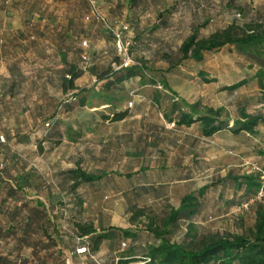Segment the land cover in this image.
Here are the masks:
<instances>
[{
    "label": "crops",
    "instance_id": "crops-1",
    "mask_svg": "<svg viewBox=\"0 0 264 264\" xmlns=\"http://www.w3.org/2000/svg\"><path fill=\"white\" fill-rule=\"evenodd\" d=\"M4 1L0 0V117L9 115L10 111L22 114L31 110L29 104L22 105L18 110V101L35 100L36 102L32 106L40 112L41 110L45 112L47 106L43 101L48 99V83L54 80L53 85L57 92L64 96L63 83L70 67H74L78 71L86 67V70L75 81L78 95L82 94V90L90 83L96 85V91L100 92V89L106 95L107 92L119 90L125 91L127 94L129 85L138 84L143 85L137 89L138 91L150 88L155 90L154 94L152 93V99L143 97L141 94L136 95L133 102H130L134 106L129 111L128 118L123 122L78 125V128L75 126L72 130L73 139H70L73 148L70 159L75 167L55 175L56 182L53 181L52 185L49 182L50 178H46L45 175L28 171L29 165L26 170L33 175H39L41 183L46 182V186L42 184L40 189L33 188L35 185L32 184V188L26 190L29 200L42 202L48 210L51 208L57 212L65 211L69 213L67 215L73 222L94 223L98 228L96 235H110L112 234L111 230L119 228L139 234L135 240L124 238L119 234L112 235L100 244L94 253L96 260H93L88 255L77 254V250L92 243V239L78 238L72 231L74 226L72 222H67L65 219L59 221L58 227L61 236L59 237V246L55 251L58 254L62 250L68 264H119L122 261L125 263L130 260L134 261L132 264H143L139 261L145 257L148 248L158 243L147 233L139 231L137 225L131 223L132 215L130 213L133 209L148 208H152L156 212H169V208H179L181 200L186 195L206 186L198 188L196 185L198 179L203 175H197L195 171L197 168L194 169V163L198 160V155L194 153L192 146L194 139L190 137L186 141L188 143L185 144L187 151L184 158L176 154L179 142L175 137L168 136L166 141L167 132L164 131V128L168 130L167 125L158 127L156 124V85L152 84V81L149 85L142 77H136L118 82L120 76L118 74L113 75L114 77L106 76L104 80H101L96 71L95 73L87 71L86 65L91 59V67L97 70L98 66L104 64L103 59L110 67L113 58L116 57L114 39L100 37L91 25L93 22L86 21V18L91 15L87 0H60L61 2H57V4H61V6L57 7L54 13L45 12L49 9L44 3L47 2L46 0L40 2L39 9H36V0H12L11 7H6ZM54 1L50 0L49 4L51 5ZM189 1L191 5L195 3L202 6L200 0ZM78 5L81 6L80 14L77 11ZM52 8L54 7L52 6ZM195 10L193 9V11ZM198 12L199 18L190 19L189 28L203 23V16L200 13L202 10L200 9ZM173 16L176 18L175 15L171 17ZM35 17L43 25L41 36L44 37L42 39L44 42L41 45H27L26 41L33 35V32H30L26 26L23 27L22 21L25 22L26 18H29L30 21ZM130 17L131 15L127 14V18ZM171 17L169 16V19ZM82 18L85 24L90 25L87 32L78 27V22L82 21ZM162 20H155L151 30L153 35L156 36V33L159 32L167 37H174L178 34L176 26L171 23L164 26ZM128 39L133 45L130 32ZM75 41L77 42L74 44L75 46H70ZM166 41L169 42V39ZM228 48L233 47L224 48L220 54ZM209 55L212 54H205L201 62L190 60L185 63L200 65L199 74L205 73L203 81L204 79L209 80L206 77L208 73L214 74L212 67L207 62ZM85 57H87V61L84 60ZM230 62L231 64H241L242 71L250 68V64L241 58ZM253 70L254 73L249 76L248 80L243 78L235 83L227 85L224 83L221 86L219 85L223 81L218 75L211 77V83L204 81L203 84L194 77L191 79L192 82H189L190 77L187 75L181 83L169 79L164 81L168 84L169 89L177 95L178 100L189 105H199L197 114L202 116L207 109L218 110L224 107L221 102L222 96L226 92L233 93L225 91L226 87L236 85L244 80L248 81L247 84L250 80H256L257 70ZM209 87H215L216 90L211 91ZM81 106H83V102ZM111 107L112 104L106 102L97 105L95 110H103L106 114ZM197 125L200 126V124L194 126ZM262 127L264 125L257 128L259 135L256 137L247 133L234 135L230 130H224L209 139L211 143H214L217 137L226 138L230 144H222L218 149L225 154H234V158L239 159H232V164L224 169L225 179L229 175L243 176L252 173L247 166L248 163L241 164L240 154L244 151V145H242L244 143H247L250 154L245 162L264 165V145H257L258 138H262L264 143V136H261ZM202 138L203 141L209 142L203 136ZM161 147H167L169 151L173 149V152L168 153V156L163 157V160L160 158L161 153L158 154L156 151V148L161 150ZM204 160L207 159L204 158ZM86 162L93 165V171L85 169ZM78 169L92 175L103 174L105 178L99 183L79 184L73 189L74 183L65 174ZM202 171L208 175L210 170L204 168ZM51 178L53 180L54 176ZM35 184L37 183L35 182ZM87 186H92L95 189L93 196L97 197L96 201H91L92 196L84 189ZM97 199L104 201H97ZM114 199L117 201L112 203ZM106 201L110 203H106ZM118 206L127 213L124 219L115 218L113 215L105 213ZM49 264L56 263L50 262Z\"/></svg>",
    "mask_w": 264,
    "mask_h": 264
},
{
    "label": "rangeland",
    "instance_id": "rangeland-1",
    "mask_svg": "<svg viewBox=\"0 0 264 264\" xmlns=\"http://www.w3.org/2000/svg\"><path fill=\"white\" fill-rule=\"evenodd\" d=\"M36 1V9H39L38 5L40 2H44V0ZM46 1L44 3L49 9L45 12L54 13L57 7L61 6V4H57V2H61L60 0H55L51 5L49 4L50 0ZM200 1L202 6L193 3V7L196 9L195 11L192 10L189 0H115V2H112V0H97V3L100 12L108 21L113 24H118V26L123 24L130 26V34L133 41L130 49V52H132L131 55H133V65L131 68L140 67L143 70L141 77L145 83L150 85V82L153 80L158 82L156 86V124L158 127H165L163 125H167L168 130L164 128V131L167 132L166 141L168 140V136L175 137L179 142L176 148V154L184 158L187 151L185 144L188 143L186 141L190 137L194 139L192 145L193 151L198 155V160L194 163V169L197 168L195 169L197 175H203L198 179L196 185L198 188L204 185L211 187L209 195L203 205V216L195 224L197 230L203 234L211 235L215 233L241 234L252 228L254 214H252V210H239L237 206L230 208L228 204H225L226 202L238 205L244 198V191L238 190L234 183L231 181L223 183L226 176L223 172L224 169L232 164V159L239 160L238 158H234V154H225L218 149L221 148L222 144H230V142L226 138L221 137H217L214 143H211V140H208L209 142H206V140L203 141L201 126L197 125L189 129L178 128V126L172 128L170 126L171 124L165 120V115H171L174 104L179 105L187 113L190 112V108L186 106L188 103L178 101L177 95H174L171 90L165 89L162 82L169 79L181 83L184 81L185 75H187L190 77L189 82H192L191 79L194 77L197 78L199 83L203 84L204 77H201L199 74L200 65H190V63L185 64L186 62H184L181 66L169 71L171 64L164 61L163 56L164 54H169L172 57L177 56L181 43L192 31V27H188L189 21H191L190 19L194 17L198 19L200 16L198 10H202L200 12L203 16L202 24L205 22L208 23L207 27L200 31V36L207 37L233 23L243 26L251 21L264 19V0ZM8 6L11 7V2ZM77 11L80 14V5H78ZM127 14L131 15V17L127 18ZM172 15H175L176 18L174 16L171 17ZM169 16L171 17V21ZM156 19H163L167 21V24L171 23L173 26H176L178 34L174 37H167L159 32L156 33V36L155 34L153 35L151 30L154 27L153 25ZM22 23H24L23 27L26 26L30 32H33V35L26 41L27 45H41L44 42H42L44 37L41 36V28L43 25L40 24L39 20H36L35 17L29 21V18H26L25 22L22 21ZM91 25L100 37L105 36L111 39L112 36L106 34L96 22L91 23ZM88 26L90 25L85 24L83 18L82 21L78 22V27L84 32L89 31ZM36 29L39 31L37 32ZM166 39H169V42ZM92 42H95L94 39ZM76 43L75 41L70 46H75L74 44ZM116 58L117 54L113 58V62ZM240 58L243 61H247L245 56L241 55L236 48L225 49L221 54L218 52L209 55L207 62L212 67L214 74L208 73L206 77L212 80V76L218 75L223 81L219 86L224 83L226 85L232 84L243 78H247L248 80L249 76H252L254 73L253 68L242 71L240 69L241 64H231L230 62L239 60ZM119 60L121 64L122 60L120 58ZM102 61L104 64L98 66L97 70H94L96 68L91 67V59L86 65L87 71L89 73H95L96 71L99 76L106 75L111 77H114L112 75L114 73L118 75L125 73V70L118 71L116 69L114 71L113 62H111L109 67L105 59ZM53 83H55L54 80L48 83V99L43 101L44 105L46 104L47 106L45 112L43 110L40 112L32 106L35 104V100H27V102L18 101L17 109L20 110L22 105L27 106L29 104L31 105V110L28 113L20 114L10 111L9 115L3 118L0 117V143L3 146L0 148V155L8 150L12 156L18 158L20 169L24 167V164L28 163V171H35L39 175H45L46 178H50L49 182L51 185L53 181L56 182L55 175H59L58 173L61 171L75 167V164L70 159V155L73 152L70 139H73L72 130H74L75 126L111 123L105 117H110L115 113L131 111L134 105L130 104V102H133L136 95L141 94L143 97H150L152 99L153 92L155 91L152 88L138 91L137 89L143 86L142 84H138L129 85V92L127 94L125 91L119 90L116 92H107L106 95L100 89V92L96 91V85L90 83L91 85H86L80 95H78V92H73L62 96L57 92ZM209 90L215 91L216 88L209 87ZM82 102L83 106H81ZM106 102L112 104V107L106 114L103 110H95L97 105ZM221 102L224 105L222 107L224 112L221 120L229 122L230 127L240 118L239 111L241 109L246 110L249 115L264 114V93L261 91L257 80L254 79L250 80L249 84L245 87L233 93L226 92L222 96ZM47 123H50L49 128L45 126ZM261 136H264V127H262ZM257 140L258 146L264 145L262 138H258ZM242 145H244V151L240 154L242 159L241 164L251 163L245 162L250 155L247 143ZM156 151L158 154L161 153L160 158L163 160V157L165 158V156H168V153H172L173 149L169 151L167 147H161V150L156 148ZM204 158L207 160H204ZM2 165L3 161L0 159V167ZM84 166L88 171L94 170L93 165L89 162H86ZM204 168H209L208 175L202 171ZM53 176L54 179L52 180L51 177ZM84 189L92 196L91 201H96L97 197L93 196L95 189L92 186H87ZM29 197H32L30 193ZM97 201L104 200L97 199ZM108 202L106 201V203ZM168 210L171 209L169 208ZM105 213L111 214L119 219H124L127 214L120 206L114 207V209ZM165 213H160V219L163 218ZM130 214L132 215V212ZM140 223H144V221L140 220ZM186 230L187 226L183 224L180 231L176 233L175 240H181V234L185 233Z\"/></svg>",
    "mask_w": 264,
    "mask_h": 264
},
{
    "label": "trees",
    "instance_id": "trees-1",
    "mask_svg": "<svg viewBox=\"0 0 264 264\" xmlns=\"http://www.w3.org/2000/svg\"><path fill=\"white\" fill-rule=\"evenodd\" d=\"M11 1L5 0V6L10 5ZM191 8L195 9L193 5ZM162 22L164 26L167 25V21L162 20ZM207 25L208 23L205 22L192 26L191 34L179 47L176 57L164 54V61L171 64L169 71L186 61L201 62L205 54H214L224 48L233 47L245 56L250 68L257 70L256 80L264 93V19L251 21L243 26L233 23L207 37H201L200 31ZM113 63L115 71L120 64L119 58L117 57ZM85 68L78 71L70 67L66 72L63 83L65 95L76 92L75 81L86 70ZM142 72L140 67L127 69L118 77V82L141 77ZM105 77L106 75L100 76L101 80ZM201 77H205V73H201ZM204 81L212 82L207 79ZM247 83V80L241 81L226 87L225 91L234 92ZM152 84L157 86L158 82L152 81ZM162 84L165 89L170 90L165 81ZM186 106L190 108L188 113L174 104L171 115H165V120L170 124L174 123L178 128H191L195 124H200L202 136L208 140L224 130H230L234 135L247 133L256 137L259 135L257 128L264 125V114L249 115L244 109L239 111V120L230 127L229 122L221 120L223 109H207L201 116L197 114L199 105ZM128 116L129 111H126L115 113L105 119L111 123H120ZM47 125L50 123L45 126ZM2 147L0 143V148ZM0 159L3 161L0 167V264H49L50 262L68 264L62 250L58 254L55 251L61 236L58 223L64 219L74 224L72 231L78 238L92 239V243L85 247L89 248L87 255L93 260H96L94 253L100 244L112 235L119 234L132 240L138 237L139 234L121 228L110 229L112 233L110 235H96L98 228L94 223L73 222L68 216L69 213L57 212L51 208L48 210L42 202L29 200L26 190L32 188V184L35 185L33 188L40 189L42 184L46 186V182L41 183L39 175L26 172L27 164L20 169L18 158L12 156L8 150L0 155ZM65 176L74 183L73 189L79 184L93 185L105 178L103 174L92 175L81 169L69 171ZM227 181L234 183L238 190H244L243 201L238 205L225 202L230 208L235 206L239 208L242 204L254 200L261 188L260 176L255 173L243 176L229 175L223 183ZM210 188L205 186L186 195L181 200L180 207L166 212L162 219H160L161 212H156L152 208L132 210L131 223L137 225L139 231L147 233L158 243L150 246L145 257L139 262L143 264H264V200L257 201L248 208L254 214V224L246 232L203 234L197 230L195 224L203 216V205ZM140 220L144 223H140ZM183 224H186L187 230L181 234V240L177 241L176 233ZM133 262V260L125 263L122 261L119 264Z\"/></svg>",
    "mask_w": 264,
    "mask_h": 264
},
{
    "label": "built area",
    "instance_id": "built-area-1",
    "mask_svg": "<svg viewBox=\"0 0 264 264\" xmlns=\"http://www.w3.org/2000/svg\"><path fill=\"white\" fill-rule=\"evenodd\" d=\"M91 9V15L86 18L87 22H96L98 25L103 27V29L112 36L114 39L115 49L117 57L122 60V63L116 69L118 71L127 70L133 65V58L130 52L131 41L128 39L127 35L130 32L129 26L123 24L118 26V24H113L100 12L97 0H87ZM87 61V57L84 58ZM172 128L175 127V124L170 125ZM50 125H47L49 128ZM264 155V149H263ZM247 166L250 168L252 173H255L260 176L261 188L257 197L250 201L249 203L242 204L239 207V210H247L253 203L257 201L264 200V165L258 163H248ZM89 254V248L83 247L78 250V255H87Z\"/></svg>",
    "mask_w": 264,
    "mask_h": 264
}]
</instances>
